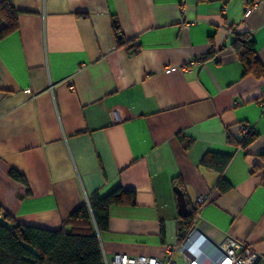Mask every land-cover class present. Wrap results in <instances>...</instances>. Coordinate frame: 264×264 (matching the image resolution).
I'll return each mask as SVG.
<instances>
[{"label": "crops", "instance_id": "0c3cea01", "mask_svg": "<svg viewBox=\"0 0 264 264\" xmlns=\"http://www.w3.org/2000/svg\"><path fill=\"white\" fill-rule=\"evenodd\" d=\"M5 1L19 15L0 40V221L55 231L121 187L135 202L110 207L103 256L162 258L208 195L194 227L264 264V77L234 45L251 39L264 70V0Z\"/></svg>", "mask_w": 264, "mask_h": 264}, {"label": "trees", "instance_id": "16d2710c", "mask_svg": "<svg viewBox=\"0 0 264 264\" xmlns=\"http://www.w3.org/2000/svg\"><path fill=\"white\" fill-rule=\"evenodd\" d=\"M16 11L9 1H0V40L17 30ZM113 32L119 35L114 24ZM238 58L245 73L253 72L257 78L264 77V70L259 65L254 54L253 42L247 37H240L235 42ZM258 68V70H256ZM240 143L246 148L253 142L254 136L249 132ZM211 154L205 155L202 164L213 161ZM215 159V157L213 156ZM224 167L230 161L228 156H220ZM264 162V154L260 156ZM264 168V166H263ZM253 167L251 172H256ZM15 179H22L16 173L11 174ZM222 189L224 183L220 185ZM228 187L225 188L226 191ZM180 186H177V193ZM135 193L115 188L104 197L92 196L88 204L81 205L62 222L58 230H46L33 226L19 225L8 215L0 221V264H104L98 233L108 229V211L112 206L134 204ZM199 209L194 207L181 215L180 230L183 234L195 226Z\"/></svg>", "mask_w": 264, "mask_h": 264}, {"label": "built area", "instance_id": "2783aa9c", "mask_svg": "<svg viewBox=\"0 0 264 264\" xmlns=\"http://www.w3.org/2000/svg\"><path fill=\"white\" fill-rule=\"evenodd\" d=\"M184 0H181V7ZM259 5L253 1L247 6L245 15L251 14ZM264 104L263 102L261 103ZM249 133L245 128L243 134ZM210 201L208 195L198 196L194 205L200 209ZM88 204V201H87ZM198 228H193L186 233L176 246L167 247L162 258L126 255L104 257V264H254L256 257L249 246L240 244L229 238L220 242L209 240L201 235Z\"/></svg>", "mask_w": 264, "mask_h": 264}, {"label": "water", "instance_id": "95a60500", "mask_svg": "<svg viewBox=\"0 0 264 264\" xmlns=\"http://www.w3.org/2000/svg\"><path fill=\"white\" fill-rule=\"evenodd\" d=\"M180 192H178L177 194H179ZM181 194V193H180ZM185 215V214H184ZM197 231L204 236V234L200 231V229H197Z\"/></svg>", "mask_w": 264, "mask_h": 264}]
</instances>
